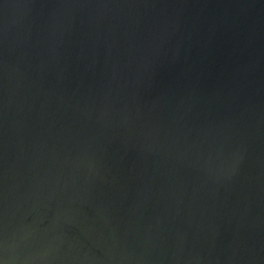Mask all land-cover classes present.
I'll return each mask as SVG.
<instances>
[{
	"label": "water",
	"instance_id": "1",
	"mask_svg": "<svg viewBox=\"0 0 264 264\" xmlns=\"http://www.w3.org/2000/svg\"><path fill=\"white\" fill-rule=\"evenodd\" d=\"M0 264H264V0H0Z\"/></svg>",
	"mask_w": 264,
	"mask_h": 264
}]
</instances>
